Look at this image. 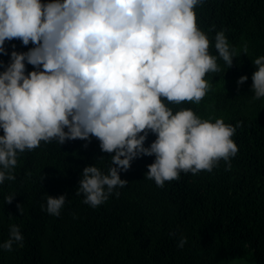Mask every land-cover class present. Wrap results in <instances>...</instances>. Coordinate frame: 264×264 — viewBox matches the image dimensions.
<instances>
[{"label":"clouds","instance_id":"1","mask_svg":"<svg viewBox=\"0 0 264 264\" xmlns=\"http://www.w3.org/2000/svg\"><path fill=\"white\" fill-rule=\"evenodd\" d=\"M202 4L0 0V54L8 55L6 40L35 45L26 53L12 51L0 73V184L16 179L18 154L42 141L90 143L91 137L100 141L102 152L114 153L107 174L96 166L83 169L75 195H83V203L93 208L127 186L120 173L143 156H155L145 179L161 188L181 172H211L221 160L230 170L238 153L232 137L242 122L235 127L222 118L213 123L191 109L173 114L164 103L199 104L210 88L206 74L220 70L217 59L233 66L236 51L223 31L214 38L218 57L210 55L209 38L197 25L195 8ZM26 63L36 70L26 75ZM253 64L252 91L258 100L264 98V56ZM247 80L243 76L237 83ZM149 133L157 139L145 147ZM15 198L9 195L5 203ZM67 199L46 194L48 214L58 217ZM23 240L20 228L12 225L0 248L10 252L14 244L23 247ZM186 243L182 237L177 246L183 249Z\"/></svg>","mask_w":264,"mask_h":264},{"label":"trees","instance_id":"2","mask_svg":"<svg viewBox=\"0 0 264 264\" xmlns=\"http://www.w3.org/2000/svg\"><path fill=\"white\" fill-rule=\"evenodd\" d=\"M195 12L210 55L218 57L214 38L223 31L236 51L233 66L217 59L220 70L206 74L210 88L199 104L164 103L173 114L191 109L213 123L242 122L232 137L238 153L231 169L221 160L211 172H181L161 188L145 179L155 156H143L120 173L127 186L93 208L75 195L83 169L96 166L107 174L114 153L102 152L95 137L90 143L42 141L18 154L16 179L0 184V244L9 239L12 225L24 237L23 247L0 248V264H264V98L254 99L252 91L253 61L264 56V0H203ZM34 46L6 40L0 73L12 51L26 53ZM35 70L26 63V75ZM243 76L248 80L238 85ZM156 139L149 133L145 147ZM46 194L67 195L58 217L46 211ZM9 195L16 198L6 204ZM182 237L183 249L177 246Z\"/></svg>","mask_w":264,"mask_h":264}]
</instances>
